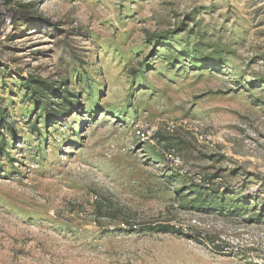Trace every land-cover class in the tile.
<instances>
[{
  "label": "rangeland",
  "instance_id": "rangeland-1",
  "mask_svg": "<svg viewBox=\"0 0 264 264\" xmlns=\"http://www.w3.org/2000/svg\"><path fill=\"white\" fill-rule=\"evenodd\" d=\"M0 264H264V0H0Z\"/></svg>",
  "mask_w": 264,
  "mask_h": 264
},
{
  "label": "trees",
  "instance_id": "trees-1",
  "mask_svg": "<svg viewBox=\"0 0 264 264\" xmlns=\"http://www.w3.org/2000/svg\"><path fill=\"white\" fill-rule=\"evenodd\" d=\"M248 196V195H247ZM238 205H241L240 203ZM240 208V207H239Z\"/></svg>",
  "mask_w": 264,
  "mask_h": 264
}]
</instances>
